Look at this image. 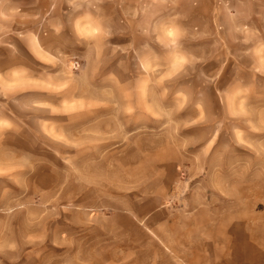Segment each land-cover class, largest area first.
I'll use <instances>...</instances> for the list:
<instances>
[{
	"label": "rangeland",
	"instance_id": "374dc122",
	"mask_svg": "<svg viewBox=\"0 0 264 264\" xmlns=\"http://www.w3.org/2000/svg\"><path fill=\"white\" fill-rule=\"evenodd\" d=\"M9 69L0 264H264V0H0Z\"/></svg>",
	"mask_w": 264,
	"mask_h": 264
},
{
	"label": "crops",
	"instance_id": "0c3cea01",
	"mask_svg": "<svg viewBox=\"0 0 264 264\" xmlns=\"http://www.w3.org/2000/svg\"><path fill=\"white\" fill-rule=\"evenodd\" d=\"M31 55L37 61H41L34 54H31ZM41 62L44 63L43 61H41ZM14 71H15V69H9L8 71H3V72L0 71V76L8 78V80L10 81L14 75ZM30 74H31V70H28V72H26V74H25V82H24L25 83L24 96H25V102H26L25 106H24V108L26 110L24 126L18 128L17 123H16L17 119L14 115H10V114L5 113V112L0 113V151L3 150V151H6L8 153H12V152H16V151H24L25 153H28L30 150H28L26 148L25 149L17 148L16 144L11 143V140H15L16 138H25L26 141H28L29 134L32 137L38 136V135L42 137L44 135L42 132H41V134L30 133V129L28 127V120L31 119L32 115L28 116V114H27L28 111L33 110L34 108H37V107L42 108V109L49 108V107L57 108V106H55V104H51L47 100L44 101L42 98L39 99L37 97V94H40L41 96L47 97L48 100L50 101V96L52 93L51 88H53L52 84H50L49 82L38 81V80L34 79L33 77H31ZM16 85L17 84L13 85V90H16ZM120 87L123 89V85H121ZM110 88H113L112 82L110 83ZM7 89L10 93L12 88H11V86H7ZM16 96H17V93L15 91L13 93V98H15L14 99L15 102H16ZM0 98H1V93H0ZM87 100L88 99H86L84 97H78L76 99L74 98L75 103H82V102L86 103ZM66 102L68 103L69 101H66ZM2 104H4V103H2L0 101V106ZM61 104H62V102L60 101L59 105H61ZM61 114L64 115V113H61ZM69 114L73 116V119H75V118H77V116H79V112H77V111L70 112ZM203 151L208 152L209 150L204 149ZM19 167L24 168V169L28 168L27 163L21 164V166H19ZM1 168H7V169L14 168L13 171L16 172V168H18V166L16 167V164H13V165L9 164L8 165V163H1V161H0V169ZM5 177H7L9 180H11L12 179L11 178V171ZM9 182H11V181H9ZM9 201H15V199H13V200L9 199ZM4 211H5L4 216H7L9 219H11V217L16 216V213L14 216V212H16V206L11 205V203H10L9 208L5 209ZM198 214L199 213H197V212H191L190 214H188L187 218L190 221H193L194 219L198 218V217H196V216H198ZM211 218H213V216L212 217L210 216V219ZM230 226H233V223ZM209 227H210V225L206 226V230H208ZM202 229H205V228H201V230ZM206 230H204V232ZM206 233H208V232L206 231ZM210 241L211 240L208 239L206 241V243L202 244V247L203 246H205L207 248L211 247V248L216 249V250H218L220 248V242L214 241L212 244L207 243ZM262 254H263V252H262ZM205 256H206V259L208 260V257L210 256V254L206 253ZM231 259L232 258H229L227 261H220L219 263H221V264H232ZM261 259H263V258H261ZM208 262L210 264H212L210 260H208ZM258 263H260V262H258ZM9 264H11V263H9Z\"/></svg>",
	"mask_w": 264,
	"mask_h": 264
}]
</instances>
